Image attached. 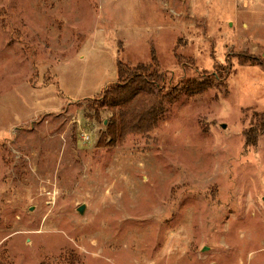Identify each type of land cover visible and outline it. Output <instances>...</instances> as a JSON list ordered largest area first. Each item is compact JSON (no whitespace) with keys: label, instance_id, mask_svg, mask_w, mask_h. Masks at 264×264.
I'll return each mask as SVG.
<instances>
[{"label":"rangeland","instance_id":"obj_1","mask_svg":"<svg viewBox=\"0 0 264 264\" xmlns=\"http://www.w3.org/2000/svg\"><path fill=\"white\" fill-rule=\"evenodd\" d=\"M153 49L171 88L231 67L103 106ZM244 52L264 61V0H0V264H264V67Z\"/></svg>","mask_w":264,"mask_h":264},{"label":"trees","instance_id":"obj_2","mask_svg":"<svg viewBox=\"0 0 264 264\" xmlns=\"http://www.w3.org/2000/svg\"><path fill=\"white\" fill-rule=\"evenodd\" d=\"M176 57L178 61L183 59L179 54H176ZM239 62L240 64L249 62L252 65L264 67V61L262 59L245 52L241 53ZM230 67L231 65L228 64L226 68H222L224 71V69H230ZM159 69L160 62L154 49L152 50L151 61L148 64L140 62L131 65L126 62H119L117 81L102 95L104 98L102 105L114 108L120 101L135 98L177 101L184 95L194 96L203 93L213 87L218 79L224 78L223 71H221L220 74L215 73L214 75H209L201 79L187 78L182 82L180 88H171L164 84L163 72L159 71ZM261 118L263 121L264 116ZM251 131L253 129L247 133L248 138L251 137ZM112 133L113 131L110 129L109 134Z\"/></svg>","mask_w":264,"mask_h":264},{"label":"water","instance_id":"obj_3","mask_svg":"<svg viewBox=\"0 0 264 264\" xmlns=\"http://www.w3.org/2000/svg\"><path fill=\"white\" fill-rule=\"evenodd\" d=\"M82 210H83V207L80 208V211H82Z\"/></svg>","mask_w":264,"mask_h":264}]
</instances>
